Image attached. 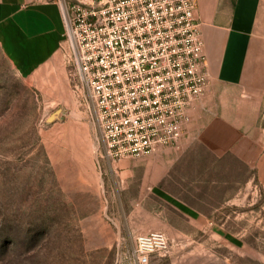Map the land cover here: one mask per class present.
Wrapping results in <instances>:
<instances>
[{
	"label": "rangeland",
	"instance_id": "1",
	"mask_svg": "<svg viewBox=\"0 0 264 264\" xmlns=\"http://www.w3.org/2000/svg\"><path fill=\"white\" fill-rule=\"evenodd\" d=\"M60 63L37 85L0 48V264H135L136 237L153 231L168 247L149 264H264V170L232 159L217 177L184 170L177 195L207 214L186 216L144 171L159 151L108 160L63 50Z\"/></svg>",
	"mask_w": 264,
	"mask_h": 264
},
{
	"label": "built area",
	"instance_id": "2",
	"mask_svg": "<svg viewBox=\"0 0 264 264\" xmlns=\"http://www.w3.org/2000/svg\"><path fill=\"white\" fill-rule=\"evenodd\" d=\"M61 10L62 50L108 160L179 148L189 110L209 85L195 0H86ZM167 247L162 232L139 235L132 261L149 264Z\"/></svg>",
	"mask_w": 264,
	"mask_h": 264
},
{
	"label": "crops",
	"instance_id": "3",
	"mask_svg": "<svg viewBox=\"0 0 264 264\" xmlns=\"http://www.w3.org/2000/svg\"><path fill=\"white\" fill-rule=\"evenodd\" d=\"M194 15L208 89L189 110L179 150L160 149L144 168L156 195L193 219L207 214L177 195L179 174L182 182L190 176L184 170H214L217 177L227 159L256 169L259 176L264 170V0H195ZM64 36L59 3L0 0V48L23 80L38 85L44 72L58 71ZM198 175L203 173L193 176ZM221 183L213 179L211 184Z\"/></svg>",
	"mask_w": 264,
	"mask_h": 264
}]
</instances>
